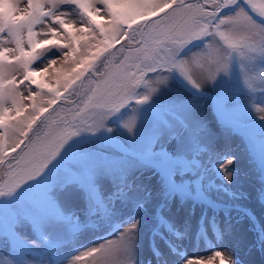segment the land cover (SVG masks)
Returning a JSON list of instances; mask_svg holds the SVG:
<instances>
[{
    "label": "snow or ice",
    "instance_id": "1",
    "mask_svg": "<svg viewBox=\"0 0 264 264\" xmlns=\"http://www.w3.org/2000/svg\"><path fill=\"white\" fill-rule=\"evenodd\" d=\"M19 4L0 0V165L7 163L11 177L0 180V264H73L109 253L119 264H194L184 250L189 237L211 251L195 264H244L236 255L243 217L256 233L246 254L264 253V226L240 203L247 193L233 188L246 153L259 173L257 199L264 205V107L252 101L259 92L264 102V19L249 12L264 17V3ZM149 14L157 21L146 19ZM64 17H78L80 26ZM37 25L46 31L37 32ZM122 40L134 55L123 57L124 71L107 91L92 89L51 139L45 140L48 132L31 136L62 98L60 89L68 93L86 72L103 76L96 63ZM58 61L59 70L53 68ZM46 74L54 86L42 83ZM205 107L229 136L241 138L242 147H214ZM22 146L28 151L13 156V164L9 153ZM145 179H155L156 186ZM189 201L193 206L182 215ZM196 204L201 214L193 235ZM90 230L88 239H78ZM145 238L151 258L142 260Z\"/></svg>",
    "mask_w": 264,
    "mask_h": 264
},
{
    "label": "rangeland",
    "instance_id": "2",
    "mask_svg": "<svg viewBox=\"0 0 264 264\" xmlns=\"http://www.w3.org/2000/svg\"><path fill=\"white\" fill-rule=\"evenodd\" d=\"M27 0H20V7L26 6ZM192 3H196L197 0H191ZM255 3L259 7L260 4L264 3V0H255ZM102 7V6H101ZM247 7V6H246ZM170 11V10H166ZM249 12L256 17V19L259 21L260 19H264V17H259L256 15L255 12H252V10L249 8ZM103 15V12L101 13ZM161 16H163V13H161ZM69 23L75 24L76 27L80 26L79 18L78 17H72L67 18ZM105 21L108 19V17L105 15ZM146 19H151L153 21H157V17H152L151 14H149ZM139 20V18H137ZM135 27V25H133ZM151 27V26H149ZM35 30L37 32H44L46 31L45 25H37ZM44 38H50V37H44V36H38L37 39H44ZM97 39H100L98 36ZM94 43V42H93ZM121 45H124L125 48L127 47L126 41L122 40L119 44H113L109 45L108 52L110 55L102 54V59L96 63V68L99 69L101 73H103V76H93L90 72H86L84 76L81 77V80L77 82L76 86L72 88L68 93H65L64 90L61 88V99L57 100L56 104H54L51 108L48 109V111L44 114L42 122L39 124V126H34V131L30 133L31 136H35L36 132H39L40 136L43 137L45 132L49 133L48 137H45V140L51 139L53 136L56 135L57 131L61 128H63L65 125L63 121L68 120L71 121L73 119V115L75 111L79 110V107H83V102L87 100L88 96L92 95V89L97 90L98 95H102L104 92L107 91L111 83H113L115 77L120 75L124 69L122 67H119L120 61L123 59L124 56L128 55H134L132 53H129L125 51L124 48L121 47ZM6 47H12V45H5ZM55 51V50H54ZM92 51H95V49H92ZM11 59V58H9ZM131 61H125V64L130 63ZM105 64H107V67H105ZM59 61L56 65H53L54 69L59 70L60 69ZM51 73V70H50ZM39 79V78H38ZM99 81V83H97ZM43 84H47L49 87H52L55 85V81L49 79V74H46L45 77L42 80ZM210 87V85H209ZM32 89H35V85H32ZM27 89H22V92L26 95ZM43 92H47V88L43 89ZM259 92H257L253 97L252 101L253 103L257 104L259 107H264V102H261L259 99ZM46 106V105H45ZM23 113L22 115H25ZM203 115L205 117V120L207 124L210 126L212 132L216 135L217 139L214 143V147L217 150H223L225 147H231L234 151L237 150V147H242V140L238 135H228L216 122L215 116L213 114V111L211 107H205L203 110ZM88 112L85 111L84 113V119H87ZM79 122V119L77 120ZM89 123L91 121H88ZM23 148V151L21 149H17L15 153H9L8 160L11 161L14 164V161H12V157L15 156L17 159L20 158L24 154V152L28 151V148ZM3 167V168H2ZM237 167L241 169V175L239 176V184L233 185V188H239L240 190L244 191L248 195V199L240 201V203L251 210L252 214L254 215L257 226H264V205H261V203L257 199V190L260 188V183L258 181V175L259 173L256 171V165L251 163L247 157V154L245 153L242 157L240 163L237 164ZM2 168V175L0 177V180H10L11 177L7 175V163L4 165H0V170ZM244 173H247V175H244ZM144 183L149 184L153 188L156 186L155 179L148 181L147 179L144 180ZM155 195V193H153ZM176 203H179V200L177 198ZM193 206L192 202L189 201L184 206V213L187 212L189 208ZM201 214V206L199 204L195 205V215L192 217L193 222V235L195 233V226L196 221L199 219ZM209 217L212 215V212L209 210L208 212ZM238 214L233 213V219L236 218ZM252 227V222L249 221L247 217L241 218L240 224L238 225L239 228V234L243 237V243L236 249V255L240 257L244 264L251 262V260L255 261L257 264H264V253H261L260 251L253 249L251 253H247V245L255 240L256 233L254 231H250ZM92 235L91 230L85 233H82L79 235L78 239L80 240H86ZM209 236L211 237V233H209ZM114 242L116 241V237H110ZM160 248L167 253V249L165 248L164 244L161 241H157ZM184 250L186 252V256L188 259H192L194 264L197 260H205L208 256L211 255V251L207 250L206 245L203 241H200L197 243L193 237H189L184 241ZM219 250V248L215 249ZM64 251H68V249H65ZM58 255H63V253H58ZM151 258V253L148 250V242L147 238H145L144 247L141 251V259H147ZM46 261L53 260V257L48 256L45 258ZM119 257L114 254H102L99 256H93V257H86L83 262H73V264H119ZM64 264H69L68 260L64 261ZM155 264V261H154ZM218 264V261L216 262Z\"/></svg>",
    "mask_w": 264,
    "mask_h": 264
},
{
    "label": "bare ground",
    "instance_id": "3",
    "mask_svg": "<svg viewBox=\"0 0 264 264\" xmlns=\"http://www.w3.org/2000/svg\"><path fill=\"white\" fill-rule=\"evenodd\" d=\"M3 168V167H2ZM2 168H1V170H0V177H1V175H2ZM246 264H257L255 261H253V260H251V262H249V263H246Z\"/></svg>",
    "mask_w": 264,
    "mask_h": 264
}]
</instances>
